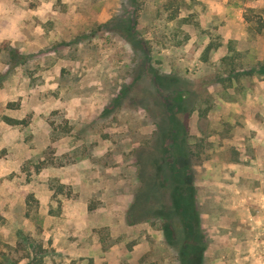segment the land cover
<instances>
[{"label":"rangeland","instance_id":"rangeland-1","mask_svg":"<svg viewBox=\"0 0 264 264\" xmlns=\"http://www.w3.org/2000/svg\"><path fill=\"white\" fill-rule=\"evenodd\" d=\"M260 5L0 0V264H178L159 220L128 223L173 94L154 73L195 101L203 264H264V30L243 17Z\"/></svg>","mask_w":264,"mask_h":264},{"label":"trees","instance_id":"trees-1","mask_svg":"<svg viewBox=\"0 0 264 264\" xmlns=\"http://www.w3.org/2000/svg\"><path fill=\"white\" fill-rule=\"evenodd\" d=\"M259 1L261 12L255 16L246 12L243 16L247 23L254 22L258 33L264 30V0ZM152 80L159 94L172 90L174 95H169L171 102L169 96H162L159 106L166 114L158 116L151 143L135 152L139 188L128 210V223L159 220L163 237L175 250L178 264H203L207 241L200 225L192 181L193 153L185 120L195 101L189 96H176L179 86L175 78L154 73Z\"/></svg>","mask_w":264,"mask_h":264}]
</instances>
